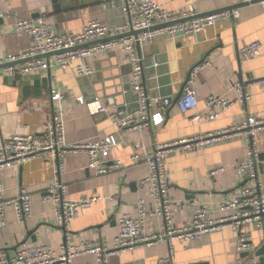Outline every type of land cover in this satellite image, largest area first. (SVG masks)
<instances>
[{
    "label": "crops",
    "instance_id": "obj_1",
    "mask_svg": "<svg viewBox=\"0 0 264 264\" xmlns=\"http://www.w3.org/2000/svg\"><path fill=\"white\" fill-rule=\"evenodd\" d=\"M154 1L176 13L191 7L194 15L189 19L239 4L238 0ZM57 3L58 8L52 0H0V10L9 14L0 18V57L19 53L30 44L27 34L15 31L17 18L44 15L57 32H78L91 18H98L110 27L126 22L119 5L109 0H57ZM233 10V16L200 32L158 35L138 48L142 56L143 86L150 99L161 96L175 98L190 71L208 53L206 59H210L212 65L198 70L194 77L198 101L196 112L199 115L206 112L205 98L208 95L233 100L236 92L232 84L239 82L246 87L249 94L246 101H235L218 118L209 121L193 120L192 112L182 113L174 104L164 112L163 122L158 126L122 134L105 115L93 113L87 102L79 103L81 95L86 101L95 96L101 104L118 103L123 111L136 109V97L128 90L130 64L119 47L88 56L85 62L92 70L89 75H78L75 64L60 69L53 63L47 70L13 76L4 75L0 68V144L13 135L41 133L43 124L59 106L63 110L69 145L108 135H113L117 141V146L109 154V163L120 160L121 165L106 174L96 175L87 169L85 151L70 152L64 157V169L59 177L65 187V197L71 200L98 197L70 222L68 228L73 244L83 240L111 244L118 232V216L122 213L134 215L138 198L151 203L141 184L147 174L146 164L142 160H131L135 142L141 140L147 150H152L157 143L217 133L238 124L247 115L264 119V87L247 86L253 80L264 78V9L258 2H252ZM254 41L261 43L260 55L244 59L239 53L241 46ZM49 58L54 62V55ZM47 75L49 80L44 82ZM54 93L62 94L63 98L51 100ZM152 110H157V106ZM256 141L258 160L263 163H257L253 179L234 170L236 164L247 158L245 135L241 131L222 134L212 145L201 144L169 155L166 168L169 197L174 207L172 226L189 223L196 205L205 207L209 217H220L219 204L233 190L264 185V128L258 131ZM220 167L224 170L214 176L209 175L211 170ZM53 178V162L44 155L0 173L4 198L15 197L22 188L31 194V215L25 221L17 219L13 205L6 207L5 223L0 227V249L13 254L23 242L58 249L64 229L56 223L53 203L43 200ZM163 227L162 217H152L146 221L144 234L157 233ZM247 232L251 237L250 252L259 261L255 253L264 245V229L251 224L247 226ZM237 236V229L225 226L203 234L196 241H174L172 247L166 241L158 240L146 247L114 254L108 258V264H158V259L169 253L173 264H234L238 256L247 255V252H236ZM70 264L96 262L92 254H80Z\"/></svg>",
    "mask_w": 264,
    "mask_h": 264
},
{
    "label": "built area",
    "instance_id": "obj_2",
    "mask_svg": "<svg viewBox=\"0 0 264 264\" xmlns=\"http://www.w3.org/2000/svg\"><path fill=\"white\" fill-rule=\"evenodd\" d=\"M118 4L126 22L116 27L104 25L98 18H91L78 32H57L46 21L44 15L17 18L14 29L30 38L29 46L15 54L0 57V66L6 76L33 73L49 69L55 63L60 69H66L75 64L78 75L92 73L90 66L85 62L88 56L119 47L128 58L131 75L129 88L136 97V109L133 111L121 110V105L111 102L101 104L95 96L89 101L81 95L79 103H86L90 110L96 114L105 115L111 125L120 133L128 131H146L163 122L164 112L176 105L180 112H192L193 120H213L228 110L235 101H246L249 94L246 87L239 83L232 84L236 98L230 99L219 95L210 94L205 98L206 112L199 115L196 112L198 101L194 88V77L198 70L210 67L212 62L205 59L190 71L185 79L181 94L173 103L171 97L161 96L149 98L142 81V56L138 48L150 43L158 35H174L175 33L191 34L204 30L217 21L227 19L235 14V10H226L189 19L194 15L191 7L181 12H171L157 4L154 0H109ZM239 3L258 2L264 9V0H238ZM9 14L0 10V18ZM184 19V20H183ZM189 19V20H188ZM183 20V21H182ZM171 23V24H167ZM167 24V25H166ZM130 30H141L137 35L116 37ZM106 41H100L109 38ZM87 43V46L78 47ZM76 47V48H75ZM65 50L54 55V62L48 53ZM240 55L244 59H254L261 53V43L254 41L241 46ZM41 56V57H39ZM26 59H29L25 61ZM155 65H157L155 63ZM260 85L264 87V78L253 80L247 86ZM62 94L54 93L51 100L59 101ZM157 106V110H152ZM264 128V119L247 115L238 124L217 133L206 136H197L172 142L157 143L152 150H147L144 143L139 140L134 143L132 161L142 160L147 167V174L141 184L145 187L151 203L143 198H138L134 210L135 214L122 213L117 218L118 232L111 244L83 240L80 243L71 242V233L68 228L70 222L81 209L88 207L98 197H85L71 200L64 195V184L60 180V173L64 169V157L70 152L85 151L88 162L87 169L96 175L106 174L120 168V160L111 161L109 154L117 146L113 135L102 138L87 139L80 143L68 144L65 135V122L63 110L59 106L52 112L50 118L43 124L41 133L27 132L13 135L4 139L0 144V173L9 168H16L22 163L38 156H47L53 162L54 178L46 189L44 201H51L54 205L56 223L64 229L63 241L58 249L46 245H31L27 242L20 243L13 254L0 249V264H70L71 260L80 254H92L96 264H108V258L122 251L132 250L136 247H146L158 240H164L172 247L174 241L191 242L198 240L203 234L231 226L238 230L235 250L244 257L238 256L234 264H264L260 263L253 252H250L251 237L247 226L254 224L264 229V185L256 184L239 187L219 204L220 217H209V211L200 205L193 210L191 221L180 227L172 226L174 207L169 197V180L167 175L166 160L176 150H191L197 145H212L219 141L222 134L241 131L245 135L247 158L236 164L234 170L246 178L256 176L258 160L256 136ZM222 167L213 169L209 175L223 171ZM0 181V227L5 223V209L13 205L17 219L25 221L31 215V194L25 189L6 199L2 195ZM162 217L164 227L161 231L144 234L146 221L152 217ZM158 264H173L171 253L160 257Z\"/></svg>",
    "mask_w": 264,
    "mask_h": 264
},
{
    "label": "water",
    "instance_id": "obj_3",
    "mask_svg": "<svg viewBox=\"0 0 264 264\" xmlns=\"http://www.w3.org/2000/svg\"><path fill=\"white\" fill-rule=\"evenodd\" d=\"M53 2H54V4H55V8H58V3H57V0H52ZM243 4H246V3H239V4H236V5H232V6H229V7H226V8H222V9H218V10H216V11H213V12H210V13H215V12H220V11H226V10H233L234 8H236V7H238V6H240V5H243ZM210 13H208V14H210ZM35 16H37V15H35ZM184 20V19H183ZM182 20V21H183ZM167 24H171V23H167ZM166 24V25H167ZM140 32H143V31H141V30H130L128 33H124V34H121V35H117L116 37H122V36H125V35H137V34H139ZM108 39H110V37L109 38H105V39H102V40H100V41H96V42H101V41H106V40H108ZM90 44H93V43H87V44H84V45H80V46H78V47H82V46H87V45H90ZM76 48V47H75ZM63 51H65V50H61V51H57V52H53V53H48V54H45V55H41V56H43V57H49L50 55H53V54H56V53H59V52H63ZM209 55V53L208 54H206L205 56H204V58L202 59V61L203 60H205L206 59V57ZM41 56H39V57H41ZM27 60H29V59H26L25 61H27ZM10 64H13V63H7V64H5V65H1L0 66V68H3V67H5V66H8V65H10ZM192 71V70H191ZM188 76H189V74H188ZM239 77V79H241V76L239 75L238 76ZM45 80L46 81H48L49 80V75H47L46 76V78H44L43 79V81L45 82ZM130 88H129V86H128V90H129ZM180 94H181V91L178 93V95L175 97V98H173L172 99V101H173V103H175L176 102V100L178 99V97L180 96ZM34 235H32V237H33ZM258 257H259V262L260 263H264V245H262V246H260L258 249H257V251H256V253H255ZM202 264V263H201Z\"/></svg>",
    "mask_w": 264,
    "mask_h": 264
}]
</instances>
